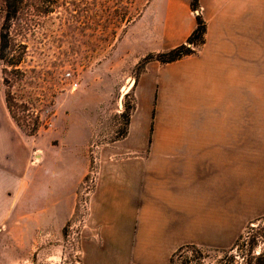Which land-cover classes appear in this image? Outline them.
<instances>
[{"label":"rangeland","instance_id":"1","mask_svg":"<svg viewBox=\"0 0 264 264\" xmlns=\"http://www.w3.org/2000/svg\"><path fill=\"white\" fill-rule=\"evenodd\" d=\"M182 1L65 0L30 34L27 60L20 65L25 74L10 75V90L18 100L30 102V113L40 117L41 126L34 135L20 129L6 109L0 62V175L12 153L27 154L30 167L43 163L40 157L44 152H51L48 156L60 154L62 136L71 124L83 127L87 141L86 173L69 219L45 230L37 228L33 236L28 226L18 221L0 225V264H169L171 255L186 244L199 247L205 261L211 262L220 258L221 250L236 243L239 251L242 241L252 233L264 235L263 87L258 111L244 114L245 120L240 123L243 128L230 129V134L245 139L243 168L230 169L228 176L212 171L204 183L207 201L212 205L213 233L222 225L227 236H204L206 240L199 244L175 241L168 251L158 249L155 242L144 241L135 250L134 236L123 242L102 236V225L94 224V209L90 202L86 204L89 195H85L82 182L90 171L94 192L103 168H123L127 160L148 152L147 148L123 149L122 113L133 108L132 113L138 102L135 83L143 58L170 49L194 20L196 10L190 8L191 0L186 11L181 9ZM242 9L235 40L244 44L246 55L249 48H255V55L264 63V0L260 17L248 16L246 5ZM197 11L201 12L200 5ZM227 36L233 41L232 33ZM172 116L171 112L154 111L151 128L165 126ZM156 131L149 135H157ZM112 148L116 153L109 155ZM35 150L38 153L33 157ZM3 190L0 183V207L7 203L13 206L12 188L7 189L8 197ZM45 231L49 236H35ZM262 250L261 239L255 254ZM237 259L242 260L239 256Z\"/></svg>","mask_w":264,"mask_h":264},{"label":"crops","instance_id":"2","mask_svg":"<svg viewBox=\"0 0 264 264\" xmlns=\"http://www.w3.org/2000/svg\"><path fill=\"white\" fill-rule=\"evenodd\" d=\"M260 3L199 0L207 29L196 53L170 63L152 60L144 65L135 83L138 102L130 115L123 149L147 148L148 152L127 160L123 168L102 169L96 189L87 198V206L90 202L94 209V224L102 225V236L120 242L134 236L135 250L144 241H152L161 251L171 250L175 241L199 244L206 240L204 236H227L219 224L213 233L212 205L204 183L212 171L228 176L230 169L244 166L245 139L230 134V129L243 128L244 114L258 111L264 63L255 48H249L246 55L235 34L244 5L248 16L260 17ZM180 6L186 11L189 0ZM193 19L172 47L192 32ZM228 33L233 34V41ZM154 111L173 116L165 126L154 125L157 135L150 136ZM62 137L61 155L44 152L40 166L30 167L27 154L12 153L5 161L0 175L2 193L8 197L7 189L12 188L15 204L0 207V225L18 221L33 236L37 228L45 230L69 219L86 173L87 141L78 124H71ZM114 148L109 155L116 153ZM48 232L35 236H49Z\"/></svg>","mask_w":264,"mask_h":264},{"label":"trees","instance_id":"3","mask_svg":"<svg viewBox=\"0 0 264 264\" xmlns=\"http://www.w3.org/2000/svg\"><path fill=\"white\" fill-rule=\"evenodd\" d=\"M65 0H0V62L3 83L6 86L4 101L6 109L15 124L28 135L37 133L41 126L39 115L33 116L27 100L17 99L10 90L11 74L16 72L25 74L26 70L20 65L27 60L28 42L30 34L38 27L42 26L45 19L64 5ZM190 8H199L198 0H191ZM195 27L187 36L184 42L168 49L164 52L147 54L140 62L141 70L149 61L160 63H170L183 57L196 53L205 42L207 24L200 13L195 15ZM31 105V104H30ZM133 108H129L122 113L124 128L120 133L121 137L127 133L130 122V115ZM264 235L256 231L251 236H247L241 243L228 250H221L220 258L206 262L202 251L194 244L180 246L170 257L169 264H264V250L255 254V247ZM235 248V253L233 249ZM237 251V252H236ZM237 256L241 257L239 261Z\"/></svg>","mask_w":264,"mask_h":264},{"label":"built area","instance_id":"4","mask_svg":"<svg viewBox=\"0 0 264 264\" xmlns=\"http://www.w3.org/2000/svg\"><path fill=\"white\" fill-rule=\"evenodd\" d=\"M93 175V171H90L88 174H87V179L86 180H83L82 182V185H85L83 190L85 191V195H89L90 192L92 191V188L90 186V184L92 183V176ZM89 183V184H88ZM87 204V203H86Z\"/></svg>","mask_w":264,"mask_h":264}]
</instances>
